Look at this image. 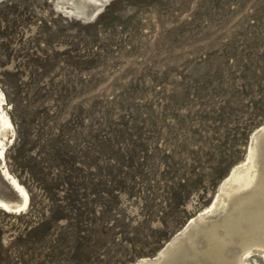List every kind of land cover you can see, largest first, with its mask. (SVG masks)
I'll return each mask as SVG.
<instances>
[{"label": "rangeland", "instance_id": "rangeland-1", "mask_svg": "<svg viewBox=\"0 0 264 264\" xmlns=\"http://www.w3.org/2000/svg\"><path fill=\"white\" fill-rule=\"evenodd\" d=\"M0 90V264H264V0H0Z\"/></svg>", "mask_w": 264, "mask_h": 264}, {"label": "bare ground", "instance_id": "bare-ground-1", "mask_svg": "<svg viewBox=\"0 0 264 264\" xmlns=\"http://www.w3.org/2000/svg\"><path fill=\"white\" fill-rule=\"evenodd\" d=\"M75 12H76V14L78 16H82L85 13L86 14L85 17L86 18L89 17L88 14H87V12L84 9H78ZM4 103L5 102H4V99H3V94H2V92L0 90V133H2V134L7 129L11 128V126H12L11 119H10V117L8 116V114L4 110L5 109L4 108ZM1 143H2V141L0 139V144ZM4 151H5L4 150V146H2L0 148V159L3 160V161H4ZM1 167H2V174H3V176H5V178L11 184V186L15 189V191L18 192V194L20 195L21 201H19V202H16V201L15 202H12L11 200L8 201V200H5V199H3V198L0 197V207L3 208L4 210H8V211H12V212L13 211H18V210H21L22 208L27 207L28 202H29V199H30V196H29V193H28L26 187L22 183H20L18 181V179L14 175H12V173L8 170V168L6 167V165H1ZM193 219L194 218H192L191 221ZM176 250H177V248H171L170 255H172ZM246 253L250 254V251L247 250ZM227 264H237V263L233 260V261H230Z\"/></svg>", "mask_w": 264, "mask_h": 264}, {"label": "water", "instance_id": "water-1", "mask_svg": "<svg viewBox=\"0 0 264 264\" xmlns=\"http://www.w3.org/2000/svg\"><path fill=\"white\" fill-rule=\"evenodd\" d=\"M86 14L79 16L80 18L87 19ZM257 138L264 142V127L260 128L257 134ZM246 239V245H244V250H249V251H256V250H261L264 248V238H257V237H251L245 238ZM173 246L171 244L166 245V247L162 251V259L159 263L157 264H166V261L168 260L169 254L171 253L170 250ZM144 264H151V263H144Z\"/></svg>", "mask_w": 264, "mask_h": 264}]
</instances>
